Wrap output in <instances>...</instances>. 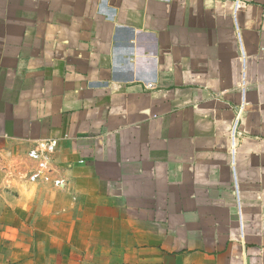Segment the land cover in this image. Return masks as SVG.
<instances>
[{
	"label": "crops",
	"instance_id": "1",
	"mask_svg": "<svg viewBox=\"0 0 264 264\" xmlns=\"http://www.w3.org/2000/svg\"><path fill=\"white\" fill-rule=\"evenodd\" d=\"M0 264H264V0H0Z\"/></svg>",
	"mask_w": 264,
	"mask_h": 264
},
{
	"label": "built area",
	"instance_id": "2",
	"mask_svg": "<svg viewBox=\"0 0 264 264\" xmlns=\"http://www.w3.org/2000/svg\"><path fill=\"white\" fill-rule=\"evenodd\" d=\"M58 149L57 139L37 141L25 153L10 155L9 159L0 151V170L8 179H17L32 184H50L64 190L69 180L55 161Z\"/></svg>",
	"mask_w": 264,
	"mask_h": 264
}]
</instances>
